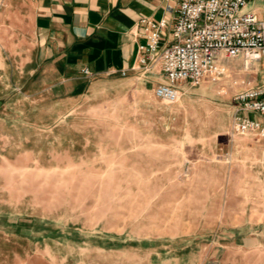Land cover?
I'll use <instances>...</instances> for the list:
<instances>
[{"label": "rangeland", "instance_id": "374dc122", "mask_svg": "<svg viewBox=\"0 0 264 264\" xmlns=\"http://www.w3.org/2000/svg\"><path fill=\"white\" fill-rule=\"evenodd\" d=\"M261 63L229 60L174 102L154 95L157 74L72 98L1 93L0 264H209L240 217L256 234L258 196L232 193L256 188L260 140L232 123Z\"/></svg>", "mask_w": 264, "mask_h": 264}, {"label": "crops", "instance_id": "0c3cea01", "mask_svg": "<svg viewBox=\"0 0 264 264\" xmlns=\"http://www.w3.org/2000/svg\"><path fill=\"white\" fill-rule=\"evenodd\" d=\"M177 4L178 0H0V94L11 89L72 98L100 77L159 75L138 69V47L147 41L139 20L165 18L161 30L165 43L171 39ZM259 140L248 145V151L262 162L264 139ZM256 182L255 189L243 187L232 194H255L257 205L264 207V166L257 171ZM262 211L256 234L238 230L250 223L243 217L229 225L233 232L224 236L209 264H264Z\"/></svg>", "mask_w": 264, "mask_h": 264}, {"label": "built area", "instance_id": "2783aa9c", "mask_svg": "<svg viewBox=\"0 0 264 264\" xmlns=\"http://www.w3.org/2000/svg\"><path fill=\"white\" fill-rule=\"evenodd\" d=\"M139 22L147 41L138 47V69L161 76L153 93L168 102L180 97L183 82L219 81L229 70V60L242 58L248 68L264 58V0H178L171 39L165 43L161 37L165 18L142 17ZM261 65L259 77L233 97L237 107L232 132L256 139H264V119L250 115H264Z\"/></svg>", "mask_w": 264, "mask_h": 264}]
</instances>
